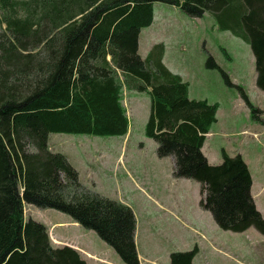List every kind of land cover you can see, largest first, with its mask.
<instances>
[{"label": "trees", "instance_id": "trees-1", "mask_svg": "<svg viewBox=\"0 0 264 264\" xmlns=\"http://www.w3.org/2000/svg\"><path fill=\"white\" fill-rule=\"evenodd\" d=\"M155 3L191 18L210 13L220 30L248 42L264 91V0H0V264H89L70 246L54 247L46 225L26 220L25 204L70 216L123 264H142L133 209L86 188L49 146L51 134L127 136L124 89L150 95L146 137L158 158H173L175 179L200 185V206L217 226L264 236L243 157L223 150L222 163L210 165L202 152L219 105L190 98L189 83L165 65L163 44L145 60L139 53ZM206 66L233 86L211 55ZM242 99L257 112L244 92ZM198 253H171L170 264H195Z\"/></svg>", "mask_w": 264, "mask_h": 264}, {"label": "rangeland", "instance_id": "rangeland-1", "mask_svg": "<svg viewBox=\"0 0 264 264\" xmlns=\"http://www.w3.org/2000/svg\"><path fill=\"white\" fill-rule=\"evenodd\" d=\"M141 32L144 60L153 45L163 44L164 63L189 83L190 98L219 105L218 122L202 152L210 165L222 163L223 150L243 157L255 180L252 196L264 216V91L256 86L255 58L248 42L220 30L210 13L191 18L163 3L154 4V22ZM209 55L233 86L220 70L207 68ZM242 92L256 113L242 99ZM150 102L148 93L124 89L123 104L130 120L127 136L51 134L50 146L67 156L86 188L133 209L141 221L136 241L144 264H170L171 253L196 246L195 264H264V236L254 228L243 233L220 229L200 206L204 198L200 185L175 179L173 158H158L157 143L145 135ZM147 216L153 217V233L146 225ZM25 217L49 227L57 224L64 239L99 253L108 264H123L94 231L68 224L73 220L64 213L25 204Z\"/></svg>", "mask_w": 264, "mask_h": 264}, {"label": "crops", "instance_id": "crops-1", "mask_svg": "<svg viewBox=\"0 0 264 264\" xmlns=\"http://www.w3.org/2000/svg\"><path fill=\"white\" fill-rule=\"evenodd\" d=\"M141 35H142V32L140 34V38H139V53L141 52V47H142V39H141ZM155 45H153L150 50H148V53L152 50V48L154 47ZM141 55V53H140ZM142 57V55H141ZM211 132H212V129H211ZM211 134H209L208 136H210ZM207 136V138H208ZM206 143V142H205ZM49 146H50V138H49ZM205 146V144H204ZM50 149L55 152L54 149L56 148H51L50 146ZM204 150V147L202 149V151ZM204 154V153H203ZM251 176H252V181H253V185H252V189H251V193H253V188H254V185H255V180H254V177L251 173ZM254 198V196H253ZM123 203V202H122ZM127 205V204H126ZM129 206V205H128ZM153 219L152 216H147V223L146 225L149 227V230H151V232L153 233L152 229H154V225H153V222H151V220ZM136 220H137V229H136V237L135 239L137 238V235H138V229L140 228V225H141V221L139 218H137L136 216ZM70 225H75V226H80L79 224L75 223L74 221H72L71 223H68ZM48 230H49V234H50V237H51V240H52V243H53V246L58 248V247H63V246H70L74 249H76L82 256V258L84 260H86V262H88L89 264L93 263V264H108L109 261L102 255H100L99 253H95V252H90V251H87L85 250L84 248L78 246L73 240H71L70 238L68 239H64L62 237V234L58 233L57 230L58 228H56L57 224L56 225H53L51 227H49L48 225H46ZM67 236V235H66ZM70 242H73V243H70ZM136 246H137V251H138V255H139V259H140V262L142 264H144V262L142 261V256L139 252V246L137 244V241H136Z\"/></svg>", "mask_w": 264, "mask_h": 264}]
</instances>
